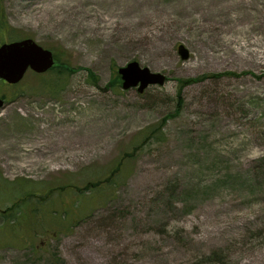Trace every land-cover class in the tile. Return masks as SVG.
<instances>
[{
  "label": "rangeland",
  "instance_id": "1",
  "mask_svg": "<svg viewBox=\"0 0 264 264\" xmlns=\"http://www.w3.org/2000/svg\"><path fill=\"white\" fill-rule=\"evenodd\" d=\"M24 38L59 64L0 82V264H264V0H0Z\"/></svg>",
  "mask_w": 264,
  "mask_h": 264
},
{
  "label": "water",
  "instance_id": "2",
  "mask_svg": "<svg viewBox=\"0 0 264 264\" xmlns=\"http://www.w3.org/2000/svg\"><path fill=\"white\" fill-rule=\"evenodd\" d=\"M177 54L181 60L189 59L188 50L184 45L177 47ZM54 61L50 50H44L35 41L25 38L21 41L3 43L0 46V80L15 85L30 69L34 73H43L52 67ZM122 81V89L137 87L138 93H143L149 85L161 86L165 83V76L153 73L148 68H142L138 62H130L125 67L117 69ZM3 100L0 98V109Z\"/></svg>",
  "mask_w": 264,
  "mask_h": 264
},
{
  "label": "trees",
  "instance_id": "3",
  "mask_svg": "<svg viewBox=\"0 0 264 264\" xmlns=\"http://www.w3.org/2000/svg\"><path fill=\"white\" fill-rule=\"evenodd\" d=\"M1 15H2V12H1ZM3 23V22H2ZM3 26H4V23H3ZM54 59L56 61V64H59V61L57 60V57L54 56ZM52 69H50L49 71H52ZM62 75H64L62 71H60ZM61 76V75H59ZM117 77V76H116ZM58 79V76L56 77ZM54 81H56V79L54 78L53 79ZM116 83L114 84L115 86L119 85L120 84V81H119V78L117 77L116 78ZM53 84V81L51 82ZM3 84V83H2ZM54 85V84H53ZM55 86V85H54ZM117 177V176H116ZM116 177L114 178V173L111 175V177L109 178V181L112 185H115L116 182H115V179ZM114 178V179H113ZM109 184V183H108ZM95 185V184H94ZM102 184H99L98 186H100ZM21 186L23 188H25L26 186H24L23 184H21ZM105 187V186H104ZM103 188V187H102ZM100 188V189H102ZM34 188L31 187L30 188V191L33 190ZM90 190V192L93 194L95 192L96 189H88ZM97 191V190H96ZM72 194H74L75 192H72ZM27 198H24L23 200H21V203L20 204H13L12 206H10L8 208V211L6 213L3 214V217H7L5 218V221H8L10 222L9 226H11L13 229L17 228L16 225L14 224L15 222H13L12 220H14V218H16V214H19L20 216L18 218L20 219H29L31 220L32 218H42L43 215H55L54 213L55 212H50V213H46V211L44 210L43 206L41 203H38V202H35V203H31V204H26L25 201L29 202L31 201L32 198L35 197V195L33 193H28L27 194ZM78 202V201H77ZM73 203H75V201H73ZM75 207H77V209H75V213L78 211L80 212H83V210L85 208H83L81 205H75ZM74 207V208H75ZM85 213V212H84ZM83 213V214H84ZM76 215H74L75 217ZM4 220V219H3ZM18 220V219H17ZM15 221V220H14ZM19 221V220H18ZM13 222V223H12ZM17 223V222H16ZM65 223V222H63ZM222 258V253L220 251H213L211 254L209 255H203L202 256V260L199 262V264H213L214 262H217V261H220Z\"/></svg>",
  "mask_w": 264,
  "mask_h": 264
},
{
  "label": "bare ground",
  "instance_id": "4",
  "mask_svg": "<svg viewBox=\"0 0 264 264\" xmlns=\"http://www.w3.org/2000/svg\"><path fill=\"white\" fill-rule=\"evenodd\" d=\"M77 143H83V141H76ZM72 143H74V142H72Z\"/></svg>",
  "mask_w": 264,
  "mask_h": 264
}]
</instances>
